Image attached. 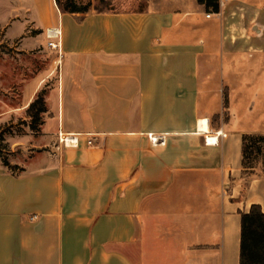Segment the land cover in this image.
Masks as SVG:
<instances>
[{"label": "crops", "instance_id": "1", "mask_svg": "<svg viewBox=\"0 0 264 264\" xmlns=\"http://www.w3.org/2000/svg\"><path fill=\"white\" fill-rule=\"evenodd\" d=\"M10 1L2 42L26 54L58 26L62 46L0 112L45 90L18 168L0 159V264H240L241 212L264 210V147L244 156L264 135V0Z\"/></svg>", "mask_w": 264, "mask_h": 264}, {"label": "rangeland", "instance_id": "2", "mask_svg": "<svg viewBox=\"0 0 264 264\" xmlns=\"http://www.w3.org/2000/svg\"><path fill=\"white\" fill-rule=\"evenodd\" d=\"M59 2L61 7L71 4V2L78 6H89V11H107L121 7L120 0H59ZM9 3H11L10 0L9 2L0 0V30L7 20L13 17L15 9ZM20 30L21 27L18 23L14 22L13 27L8 29L6 37L13 38L20 33ZM0 35L2 36L3 32ZM1 40L2 37H0V112L3 107H20L28 93V87L25 88L27 80L35 79L37 74L51 70L52 61L58 55L56 50H52L44 44L29 53L21 54L18 52L16 44L9 45ZM47 83H44L45 86ZM29 123L30 118L26 110L22 117L0 124V136L3 135L5 139L0 141V154L7 157L10 163L29 148V146L18 147L13 141L14 137L23 136L31 131ZM31 132L33 133V131Z\"/></svg>", "mask_w": 264, "mask_h": 264}, {"label": "trees", "instance_id": "3", "mask_svg": "<svg viewBox=\"0 0 264 264\" xmlns=\"http://www.w3.org/2000/svg\"><path fill=\"white\" fill-rule=\"evenodd\" d=\"M205 3L207 9L218 12V0H199ZM57 4L64 12L83 13L89 11V6H78L71 2L64 7ZM47 111L45 90L37 94L27 109L30 118L29 126L33 131H39L43 124V115ZM11 133V132H10ZM4 136H0V141H4ZM264 147V135H246L244 137L245 160L251 159L255 152H260ZM0 159L5 165L15 169L16 165H11L9 159L0 154ZM240 264H264V210L260 204H253L248 212H241V249Z\"/></svg>", "mask_w": 264, "mask_h": 264}, {"label": "built area", "instance_id": "4", "mask_svg": "<svg viewBox=\"0 0 264 264\" xmlns=\"http://www.w3.org/2000/svg\"><path fill=\"white\" fill-rule=\"evenodd\" d=\"M226 0H218L219 8L223 6L224 2ZM210 14H208L209 16ZM46 45L48 48L52 50L58 51L59 55L61 54V46H62V39H61V31L58 26L50 27L46 30ZM59 142L63 144H69V143H75L76 137L75 136H69V135H61L59 134ZM89 143H92V140H89Z\"/></svg>", "mask_w": 264, "mask_h": 264}, {"label": "bare ground", "instance_id": "5", "mask_svg": "<svg viewBox=\"0 0 264 264\" xmlns=\"http://www.w3.org/2000/svg\"><path fill=\"white\" fill-rule=\"evenodd\" d=\"M200 128L203 129V130L206 129V123H204V122L201 123ZM210 142H215V141L213 139L212 140L210 139Z\"/></svg>", "mask_w": 264, "mask_h": 264}]
</instances>
